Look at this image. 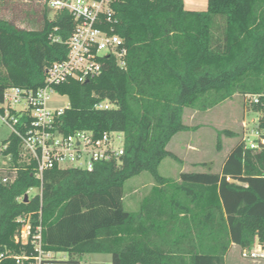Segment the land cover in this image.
I'll return each mask as SVG.
<instances>
[{
  "label": "trees",
  "instance_id": "obj_1",
  "mask_svg": "<svg viewBox=\"0 0 264 264\" xmlns=\"http://www.w3.org/2000/svg\"><path fill=\"white\" fill-rule=\"evenodd\" d=\"M38 1L45 11L32 28L0 18V92L43 86L47 68L68 55L72 16L49 18L48 0ZM117 17L127 67L106 57L98 77L56 90L70 103L62 132H120L124 155L92 171L50 170L42 192L20 201L41 182L24 168L14 183L2 182L19 166L12 139L2 151L12 159L0 168V252L23 253L14 241L17 219L30 213L34 224L41 213L45 248L67 254L70 263L103 254L112 264H226L233 245L264 248V152L240 138L219 173L205 163L196 164L203 172H182L179 180L159 172L166 158L179 161L167 147L187 130V108L208 111L236 95L264 94V0H208L205 11L187 10L184 0H122ZM105 101L113 108L96 109ZM217 137L221 151L222 137L239 135L226 129ZM143 173L153 187L137 212L128 211L125 184Z\"/></svg>",
  "mask_w": 264,
  "mask_h": 264
},
{
  "label": "built area",
  "instance_id": "obj_2",
  "mask_svg": "<svg viewBox=\"0 0 264 264\" xmlns=\"http://www.w3.org/2000/svg\"><path fill=\"white\" fill-rule=\"evenodd\" d=\"M122 0H48L47 8L53 17L62 12L70 13L74 29L68 41V55L46 70L43 86L25 89L7 86L0 92V126L10 130L6 150L12 139H18V167L7 169L4 184H12L17 173L24 168L41 182L46 172L53 169H80L92 171L99 162L119 161L124 155V135L120 132H105L96 137L91 131L78 130L71 134L62 132V117L70 104L60 108L51 104L57 95L56 87L70 82L87 83L98 77L106 57H113L118 66L127 67L128 48L125 40L116 33L117 6ZM54 40H58L54 38ZM246 112L254 117H244L241 122V141L247 149L264 152V94L244 95ZM113 105L102 102L96 109L108 110ZM11 160L12 156H8ZM228 182H235L230 177ZM30 189L26 195L30 197ZM25 195V196H26ZM25 196L19 198L20 201ZM29 199V198H28ZM36 224L33 215L24 214L17 219L19 229L15 244L23 250L14 254L10 249L0 252V264H71L66 255L62 258L47 250L43 241L41 213ZM30 249V253L28 252ZM247 259H264V248L256 245L251 250L241 251Z\"/></svg>",
  "mask_w": 264,
  "mask_h": 264
},
{
  "label": "rangeland",
  "instance_id": "obj_3",
  "mask_svg": "<svg viewBox=\"0 0 264 264\" xmlns=\"http://www.w3.org/2000/svg\"><path fill=\"white\" fill-rule=\"evenodd\" d=\"M44 11V4L38 0H8L4 3L0 1V18L13 17L23 28H32L36 22V13L42 14ZM48 15L49 18H53L52 12ZM2 73L3 71H0V74ZM51 104L65 108L70 103L67 96L55 95L52 97ZM254 116H256L254 113L246 112V102L241 95H236L208 111L187 108L184 116V125L187 130L176 134L167 147V150L176 155L179 161L172 158L163 160L159 170L160 174L173 180H179L182 169H184L183 172H203V167L196 166L202 163L210 166L214 173H219L225 158L241 138L243 118L248 119ZM226 129L237 133L239 138L222 137V150L218 151L217 132ZM9 136L10 130L0 126V168L9 166V159L2 152ZM150 183L149 173H143L127 181L124 188L126 210L135 212L139 209L143 196L151 187ZM37 193L38 189H33L30 196ZM66 255L60 253L58 257L62 258ZM71 264H112V262L109 255L88 254L79 258L78 262ZM226 264H264V259L244 258L241 249L235 246L227 255Z\"/></svg>",
  "mask_w": 264,
  "mask_h": 264
},
{
  "label": "crops",
  "instance_id": "obj_4",
  "mask_svg": "<svg viewBox=\"0 0 264 264\" xmlns=\"http://www.w3.org/2000/svg\"><path fill=\"white\" fill-rule=\"evenodd\" d=\"M184 3H185V8L187 9V10H192V11H205V10H207V8H208V0H184ZM171 143V142H170ZM170 145V144H169ZM168 145V146H169ZM169 151V150H168ZM160 170V169H159ZM184 171V169H182V170H180V173H182ZM164 177V176H163ZM165 178H167V177H165ZM151 187H150V189H149V191L151 190V188L153 187V183H152V181H151ZM148 191V192H149ZM147 192V193H148ZM146 193V194H147ZM126 199V198H125ZM126 202V201H125ZM139 210V209H138ZM137 210V211H138ZM137 211H135V212H137ZM236 245H233L232 246V248H234ZM238 247V246H237ZM231 248V249H232ZM231 251V250H230ZM110 256V255H109ZM111 257V256H110ZM111 261H112V259H111Z\"/></svg>",
  "mask_w": 264,
  "mask_h": 264
},
{
  "label": "water",
  "instance_id": "obj_5",
  "mask_svg": "<svg viewBox=\"0 0 264 264\" xmlns=\"http://www.w3.org/2000/svg\"><path fill=\"white\" fill-rule=\"evenodd\" d=\"M28 198H29V197H28V195H26V196H25V200L27 201V200H28Z\"/></svg>",
  "mask_w": 264,
  "mask_h": 264
}]
</instances>
